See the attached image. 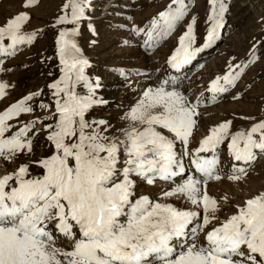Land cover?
Returning <instances> with one entry per match:
<instances>
[{
	"label": "snow or ice",
	"instance_id": "1",
	"mask_svg": "<svg viewBox=\"0 0 264 264\" xmlns=\"http://www.w3.org/2000/svg\"><path fill=\"white\" fill-rule=\"evenodd\" d=\"M38 3L22 0L21 10L0 22V57L14 56L19 46L36 39L41 30L24 28ZM208 3L203 44L195 46L193 17L166 59L175 73L219 39L227 6L223 0ZM90 6L91 0H63L54 25L65 26L56 39L60 75L47 85L50 100L35 105L43 115L19 119L34 114L32 102L43 89L0 110V160L27 158L0 176V264H264V189L232 204L234 211L224 218L218 213L228 197L217 200L208 192L210 181L225 178L219 169L222 145L234 161L227 174L232 182H241L258 155L264 156V118L242 117L251 124L236 131L231 120L218 122L191 148L203 93L193 102L179 90L178 76L165 75L144 87L120 117L124 127L88 119L93 107L108 103L98 95L101 78L88 74L91 65L74 39L80 22L90 19ZM188 10L185 0H170L147 26L133 24L130 31L143 34L144 47L151 48ZM89 29L96 34L91 24ZM258 44L264 41L252 44L247 62L233 63L232 57L226 71L211 79L205 91L212 102L235 88L248 64L259 59ZM2 65L0 60V70H10ZM112 71L127 79L123 69ZM137 75L150 79L146 72ZM8 87L0 82V99ZM232 98L239 100V93ZM40 133L50 154L32 160L33 141ZM33 164L41 169L39 175L30 171ZM158 180L173 186L158 199L137 195L138 181L154 185ZM171 197L192 207L178 208L167 202Z\"/></svg>",
	"mask_w": 264,
	"mask_h": 264
},
{
	"label": "rangeland",
	"instance_id": "2",
	"mask_svg": "<svg viewBox=\"0 0 264 264\" xmlns=\"http://www.w3.org/2000/svg\"><path fill=\"white\" fill-rule=\"evenodd\" d=\"M185 2L189 5L185 18L171 33L154 42L153 47L145 48L146 37L130 31L132 25L144 28L154 16L165 10L170 0H91L90 9L86 11L90 19L80 22L79 34L74 39L91 65L86 69L88 74L101 78L103 88L98 91V95L108 103L93 107L87 114L88 119H104L115 128L124 127L125 122L121 121L120 117L129 106L135 104L144 87L149 83L155 84L158 78H164L165 75L178 76L179 90L193 102L203 93L198 109L200 116L190 143L191 148L198 146V141L207 134L208 128L218 122L231 120L232 131H236L246 130L251 124L250 120L242 117H256L257 120L264 118V44L257 45L255 54L259 59L248 64L235 88L218 95L215 102L211 101V94L205 91L211 79L226 71L232 57L236 58L233 63L243 64L248 61L252 53V44L264 41V20H262L264 0H223L227 11L224 15V26L219 30V39L212 47L199 53L192 64L186 66L181 73H175L166 64V59L178 46V37L186 31L187 24L193 17L195 18L194 33L197 47L203 44L209 26L208 0H185ZM21 3L22 0H0V22L20 11ZM62 3L63 0H39L38 5L31 9L30 22L24 28L27 32L41 30L36 39L31 45L19 46L14 56L0 57L3 61L2 67L10 69L0 70V82L9 85L6 89L7 95L0 99V110L24 95L43 89V95L32 102L35 108L34 114L22 115L19 118L21 121L43 115L35 105L39 101L50 100L47 85L60 75L56 39L58 29L65 26L54 25L60 15ZM128 17H131V20ZM89 24L95 29V35L90 31ZM124 41L129 43L125 45ZM112 69H123L127 73V79ZM138 72L149 73L150 79L148 76L137 75ZM235 93H239V100L232 98ZM243 103H246V106ZM36 127L40 128L42 125L37 124ZM177 147L179 148V145ZM33 151L35 155L31 156L32 160L50 154L44 133L34 138ZM218 154L219 169L225 174V178L221 181H210L208 192L217 200L224 196L228 197L227 204L221 201V211L218 213L224 218L234 211L232 204H238L252 193L264 189V156L258 155L251 165L248 176L236 183L227 179L234 161L228 154L226 144L221 146ZM26 159L21 156L20 161L16 163L0 160V176L6 171H12L18 163ZM185 164L187 166V158ZM30 171L33 175L41 173V169L34 164ZM137 183V195L149 194L152 199L160 198L164 190L173 186L170 182L159 180L154 185H148L144 181ZM167 202L178 208L192 207L183 198L171 197ZM200 239L203 242L202 234Z\"/></svg>",
	"mask_w": 264,
	"mask_h": 264
},
{
	"label": "bare ground",
	"instance_id": "3",
	"mask_svg": "<svg viewBox=\"0 0 264 264\" xmlns=\"http://www.w3.org/2000/svg\"><path fill=\"white\" fill-rule=\"evenodd\" d=\"M198 69V68H197ZM184 74V73H183ZM180 76H182V75H180ZM243 105H245L246 106V103H243ZM255 179V178H254ZM252 181H253V179H252Z\"/></svg>",
	"mask_w": 264,
	"mask_h": 264
}]
</instances>
